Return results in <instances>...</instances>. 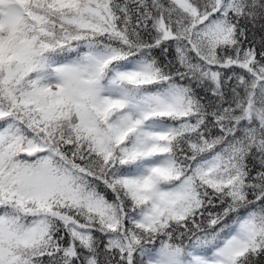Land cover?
I'll return each instance as SVG.
<instances>
[{"label": "snow or ice", "instance_id": "snow-or-ice-1", "mask_svg": "<svg viewBox=\"0 0 264 264\" xmlns=\"http://www.w3.org/2000/svg\"><path fill=\"white\" fill-rule=\"evenodd\" d=\"M0 264H264V0H0Z\"/></svg>", "mask_w": 264, "mask_h": 264}]
</instances>
